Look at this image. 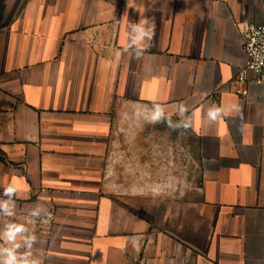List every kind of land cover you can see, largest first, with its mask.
I'll list each match as a JSON object with an SVG mask.
<instances>
[{"label": "crops", "instance_id": "crops-1", "mask_svg": "<svg viewBox=\"0 0 264 264\" xmlns=\"http://www.w3.org/2000/svg\"><path fill=\"white\" fill-rule=\"evenodd\" d=\"M144 17L136 59L124 45ZM247 24L264 25V0H0V193L19 187L17 222L52 213L28 225L40 264H264V86L237 82ZM153 101L185 104L200 140V192L170 232L112 194L106 165L114 116ZM212 105L240 112L211 123Z\"/></svg>", "mask_w": 264, "mask_h": 264}, {"label": "rangeland", "instance_id": "rangeland-1", "mask_svg": "<svg viewBox=\"0 0 264 264\" xmlns=\"http://www.w3.org/2000/svg\"><path fill=\"white\" fill-rule=\"evenodd\" d=\"M150 108L130 104L122 116H114L113 154L106 165L112 194L170 232L171 213L200 192V140L190 129L173 131L165 124L147 123Z\"/></svg>", "mask_w": 264, "mask_h": 264}, {"label": "clouds", "instance_id": "clouds-1", "mask_svg": "<svg viewBox=\"0 0 264 264\" xmlns=\"http://www.w3.org/2000/svg\"><path fill=\"white\" fill-rule=\"evenodd\" d=\"M153 38L154 28L150 24V19L140 18L138 22L128 25V40L124 45V51L131 52L134 58L140 59L151 47ZM249 51L260 65H264V58L260 57L254 48H250ZM188 112L189 108L185 104H178L175 112L177 119L173 120L165 105L153 101L145 120L152 125L165 124L173 131H187L192 126ZM232 112L239 113V106L231 105L225 108L212 105L207 109L206 119L215 123ZM19 196L20 189L15 182L6 185L0 193V219L8 218V222L0 227V264H40V260L32 252L37 236L28 225H34L37 220L51 221L54 217L47 207L37 203L24 222H17L16 199Z\"/></svg>", "mask_w": 264, "mask_h": 264}, {"label": "built area", "instance_id": "built-area-1", "mask_svg": "<svg viewBox=\"0 0 264 264\" xmlns=\"http://www.w3.org/2000/svg\"><path fill=\"white\" fill-rule=\"evenodd\" d=\"M241 47L245 54V63L238 70L237 82L240 85L264 86V65H260L250 54L254 48L264 58V25L247 24L241 30ZM235 94L246 97L245 89L238 88Z\"/></svg>", "mask_w": 264, "mask_h": 264}]
</instances>
